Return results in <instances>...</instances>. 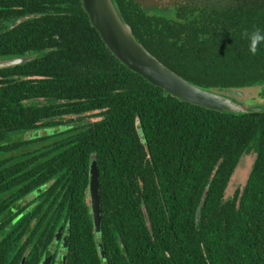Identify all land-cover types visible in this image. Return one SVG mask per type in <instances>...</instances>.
<instances>
[{"label":"trees","instance_id":"obj_1","mask_svg":"<svg viewBox=\"0 0 264 264\" xmlns=\"http://www.w3.org/2000/svg\"><path fill=\"white\" fill-rule=\"evenodd\" d=\"M158 1L172 14L117 0L168 67L207 87L264 84V41L253 53L249 39L264 34V0ZM23 56L34 59L0 69V264H40L61 227L66 264H264V110L171 97L110 52L81 0H0V58ZM88 113L100 119L63 121ZM40 128L54 134L15 138ZM253 150L245 186L225 199Z\"/></svg>","mask_w":264,"mask_h":264},{"label":"water","instance_id":"obj_2","mask_svg":"<svg viewBox=\"0 0 264 264\" xmlns=\"http://www.w3.org/2000/svg\"><path fill=\"white\" fill-rule=\"evenodd\" d=\"M92 24L100 33L110 52L128 68L139 73L154 85L162 87L171 97L192 105L220 113H253L264 110V84L241 87H207L194 83L168 67L152 54L135 35L123 15L117 0H81ZM33 56L0 58V69L22 65ZM90 208L96 234L101 233L102 215L99 193V175L96 162L91 169L89 186ZM202 200L204 204L205 196ZM201 217V210L197 214ZM147 224L150 225L146 214ZM99 249L104 256L103 245ZM42 264H48L43 261Z\"/></svg>","mask_w":264,"mask_h":264},{"label":"rangeland","instance_id":"obj_3","mask_svg":"<svg viewBox=\"0 0 264 264\" xmlns=\"http://www.w3.org/2000/svg\"><path fill=\"white\" fill-rule=\"evenodd\" d=\"M142 1H143L142 2L143 7H144L145 11H147V12H153L155 14L162 15V16L172 14L171 10L165 6H162L158 0H142ZM262 95L264 96V87L262 88ZM70 119H73V121L70 122V125L71 124L77 125V124H83V123H89V122L96 121V120L100 119V117H97L95 115V113H88V114L82 115V116H72V117L67 116V117L63 118V121L69 123ZM62 128H64V127H62ZM50 134H54V128H40V129L20 132V133L16 134L15 138L21 137V138H25V139H32V138H36V137H40V136H44V135H50ZM19 135H20V137H19ZM255 159H256V152L254 150L242 157L238 167L236 168V170H235V172H234V174L230 180L228 188L226 189L225 199L231 198L237 189H239V188L243 189V187L245 186V183L249 177V174L251 172V168L253 167ZM24 202L27 203V201H24ZM97 236L99 238L100 233L97 234ZM58 252H59L58 256L61 257L62 260L66 261V255L68 253V239H67V237L64 238V245L60 248V250Z\"/></svg>","mask_w":264,"mask_h":264},{"label":"flooded vegetation","instance_id":"obj_4","mask_svg":"<svg viewBox=\"0 0 264 264\" xmlns=\"http://www.w3.org/2000/svg\"><path fill=\"white\" fill-rule=\"evenodd\" d=\"M37 198V194H30L29 197L26 199L27 203L34 201ZM24 202V204H27ZM67 237L65 233L64 227H61L57 233V238L53 245L50 248V255L49 254H44L42 260L40 261V264L43 263V261L48 262V264H66L67 261V256H66V261L62 260L61 257L58 256L60 248L64 245V238Z\"/></svg>","mask_w":264,"mask_h":264},{"label":"clouds","instance_id":"obj_5","mask_svg":"<svg viewBox=\"0 0 264 264\" xmlns=\"http://www.w3.org/2000/svg\"><path fill=\"white\" fill-rule=\"evenodd\" d=\"M250 51L255 53L257 45L261 42L264 41V34H261L259 30L253 32L250 34Z\"/></svg>","mask_w":264,"mask_h":264}]
</instances>
